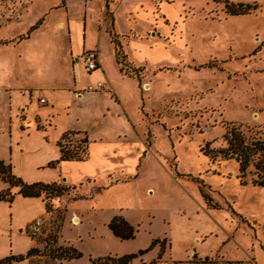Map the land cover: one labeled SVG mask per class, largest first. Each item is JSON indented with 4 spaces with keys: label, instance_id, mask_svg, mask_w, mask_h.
Returning a JSON list of instances; mask_svg holds the SVG:
<instances>
[{
    "label": "rangeland",
    "instance_id": "374dc122",
    "mask_svg": "<svg viewBox=\"0 0 264 264\" xmlns=\"http://www.w3.org/2000/svg\"><path fill=\"white\" fill-rule=\"evenodd\" d=\"M58 1L0 0V63L7 68L6 84L20 83L21 76L32 84L67 83L69 43L66 30L57 29L55 21L68 13V18H72L71 48L79 49L83 43L84 9L81 0H68L67 10L64 9L66 0ZM148 1L117 2V19L122 29L128 8L139 2L149 8H138L139 4L133 8H138L134 31L140 40L127 47L134 64L121 59V74L133 78L140 93L139 96L132 93L130 84L118 87L132 125L121 117H110L107 125L89 132V140L96 144L91 151V162L83 172L95 175V183L83 181L81 186L50 201V212L42 218L33 239L40 252L28 264H51L44 240L58 224L63 237L72 239L81 253L89 249L95 253L120 249L105 237L101 238L106 228L103 221L109 210L117 207L128 208L138 221L135 227L138 237L133 241L137 246L145 245L151 236H160L166 223L176 241L183 226L189 224L197 230L212 232L198 247L200 252L232 260L250 255L264 264V188L253 186L250 176L245 179L246 185H241L236 163H210L200 152L208 142H211L210 149L222 148V135L232 123L241 125L246 135L264 132V121L257 115L264 113V48L259 52V62L258 54L250 55L256 47L255 33L264 36V8L258 16L228 17L223 5L212 0H157L162 3L154 7L148 6ZM247 1L260 4L263 0ZM104 5L105 19L111 22L110 4L106 1ZM99 7L100 1H96L91 11L94 18L91 17L89 27L93 33ZM148 19H157L159 30L152 26L146 36ZM39 20L38 28L20 40ZM96 39V36L89 37L85 48ZM120 55H123L121 50ZM81 67L76 76L78 88L93 80L83 64ZM145 85L149 86L148 90L144 89ZM101 100L92 98L73 104L67 124L85 128L91 119L98 118L106 105L112 111L118 110L119 106L108 103L105 96ZM81 138L74 135L69 139L76 143ZM101 139L107 145L119 141L129 149L124 168L120 162L114 164L95 157L96 150L101 151L98 145ZM3 145L1 140L0 154L6 155ZM138 148L145 151V158L135 172ZM111 170L118 176L115 184L99 193L90 189L94 184L98 187L112 183L114 180L108 181L107 177ZM136 173L139 175L133 179ZM70 179L78 178L70 176ZM6 184L9 190L11 187ZM200 189L219 209H207ZM83 190L89 197V208L79 216L78 224H74L69 214L64 218V203L79 197ZM74 206L75 203L70 204L69 209ZM88 232L97 239H89ZM53 246L58 247V242ZM157 261L160 259L152 263ZM87 262L85 257L76 264Z\"/></svg>",
    "mask_w": 264,
    "mask_h": 264
},
{
    "label": "crops",
    "instance_id": "0c3cea01",
    "mask_svg": "<svg viewBox=\"0 0 264 264\" xmlns=\"http://www.w3.org/2000/svg\"><path fill=\"white\" fill-rule=\"evenodd\" d=\"M60 1L61 0L58 2ZM96 1H100V7L94 19L96 31L93 33L89 27V23H91L94 18L91 11ZM106 1L110 4L111 22L105 19L104 4ZM118 1L119 0H94L87 3L82 1L84 9V13H82L84 15L82 18L83 43L82 47L79 49L71 48V39L73 38L72 31H70L72 18H68V13L63 14L62 18L55 21L57 29L66 30V37L69 43V78L66 84H60L58 82L32 84L25 81L22 76L20 77V83L6 84L7 68L0 63V142L1 140L4 142L3 147L6 152V155L0 154V161L5 165H9L11 174L22 182L26 184L35 182L50 184L57 182L68 187H79L82 185L83 181L86 182L88 180H92V182L95 183V175L83 172V168L91 162V151L96 144L95 141L91 142L89 140V132L98 129L102 124L107 125L110 122V117H121L127 124L130 123V125H132V122H130L124 110V100L118 93V87L130 84L132 93L134 92L138 96L140 93L138 92L135 80L121 74L120 68L122 67V63L118 64L116 61V46L112 41V35L115 36L119 45L117 49L121 50L123 53L124 61L126 60L129 64L133 63L128 54L127 47L131 42H136V39L140 40V35H137L136 31H134L136 24V17L134 16H139L138 8H149L145 7L143 2H139L133 6V8H136L135 6L139 4L137 9L128 8L125 11L124 26L122 29L117 19ZM65 2L64 9L67 10L70 1L66 0ZM148 2L150 3L148 5L150 7H154L155 5L159 6L162 3V1L158 2L157 0H149ZM230 2L256 3L261 6L260 10L256 13L246 16H258V13H262V8H264V0L260 2V4L256 1L247 0H230ZM160 17L164 18L163 16ZM156 22H158L157 19L148 21V32L146 36L150 32L152 26L158 29V23ZM98 24L100 26L97 28ZM163 32L165 33V30ZM92 36L97 37L96 41L85 48L86 40L88 41L89 37L91 38ZM254 38L256 47L250 55L258 54L259 57L257 60L259 59V62L261 60L259 52L264 48V36H259L255 33ZM89 50H96L98 52L100 67L91 73H87V75H89L88 77L93 79L92 82L88 84L96 81H102L105 84L104 90L97 93L87 92L85 88L88 84L81 88L76 86V76L79 75L78 67L82 66V55ZM98 93L99 95H93ZM102 96H105L106 100L108 99V103L116 105L117 107L119 106L118 110L112 111L111 108L106 105V108L98 113V118L91 119L88 126L85 128L67 124L73 104H81L92 98L102 101ZM40 98H44L46 103L40 104ZM257 115L260 121H264V113H258ZM66 132H75L76 136L87 138V159L83 162L60 161L54 168L47 167L50 162H55L59 159L60 152L57 143ZM102 141V139L98 141L101 151L96 150L95 157L97 156L103 161L109 160L114 164L120 162L124 168L126 164L125 161L130 156V152H128L129 149L125 148V145L120 144L121 142L119 143V141H115L113 145H107V142ZM116 143L119 145L114 146ZM137 150L138 156L135 158V164H137L135 172L138 171L143 158H145V151L143 149L140 150V148ZM108 172H110L107 176L108 181L114 180L112 183L108 182L109 185L98 187L94 184L90 189L95 190V193H99L109 189L115 184L118 176H115L112 170ZM75 174L78 175V177H75ZM138 175L139 174L136 173L133 179L137 178ZM70 176H73L74 179H78L71 180ZM127 180L126 178V181ZM1 183L2 187L0 192H3L8 188V185L2 181ZM18 190V187L9 188V192L14 195L11 203L0 202V260L10 255L24 256L31 248L38 247V244L25 232V230H32L34 223H39L40 225L43 222L42 218L46 214L44 202L41 198L22 197L18 194ZM84 192L85 190L80 192L79 197L70 198L64 203L66 208L64 218L69 214V219L72 220L74 224H78L79 216L82 217L89 208V197ZM58 202L59 201H56L57 205H59ZM74 203V208L69 209L70 204ZM76 203L80 204L77 205ZM207 209L209 208L207 207ZM204 210L209 212V210ZM114 216H121L133 227L137 226L138 221L132 216L128 208L117 207L109 210L106 219L103 221V226L106 228L101 238L105 237L109 242H113L120 246V249L114 250V252L105 251L103 253H95L90 249L83 251L78 248L83 252L82 257L79 259L87 257V264H92L90 262L92 259L104 257L117 258L124 255L137 254L139 251L147 249L152 240L165 239L167 248L161 253L160 257L159 246L156 245L143 256L132 260L130 264H259V262L250 255L242 259L232 260L222 255L220 257L215 255L210 257L206 253L200 252L198 247L201 246L208 237H211L210 233L212 232L209 230H197L195 227L189 226V224L183 226L179 234L180 237H178L176 241H174L170 235L171 230L169 223H166L164 232L160 236L149 237L148 241L143 246H137L133 243V241L137 240L138 233L134 240H125L129 242H121L107 227L108 222ZM150 225L151 223H149V226ZM93 230L96 229L93 228ZM87 234L91 236L89 232ZM89 239L93 240L97 238L91 236ZM78 240H80V237H78ZM173 242H176V244ZM58 245L69 246L76 249L72 239L64 238L61 230ZM156 258L160 259V261L152 263ZM79 259L62 261L59 264H76ZM29 260L30 259L21 262H12L11 264H28Z\"/></svg>",
    "mask_w": 264,
    "mask_h": 264
},
{
    "label": "trees",
    "instance_id": "16d2710c",
    "mask_svg": "<svg viewBox=\"0 0 264 264\" xmlns=\"http://www.w3.org/2000/svg\"><path fill=\"white\" fill-rule=\"evenodd\" d=\"M215 4L223 5V12L227 16H246L256 13L260 10L261 6L256 3H232L230 0H212ZM109 14V12H107ZM41 24V20L36 22L28 30V33L24 36H20V40L29 37V33L38 28ZM112 41L116 46V61L121 64V58L124 56L120 55V50L117 49L119 46L115 36L112 35ZM119 48V47H118ZM123 71V68H120ZM250 132V129H248ZM76 135L75 132H66L62 135L58 141L57 146L59 147L60 156L55 162H50L47 167L54 168L60 161L69 162H83L87 159L88 155V140L86 137L81 138L76 143H72L69 138ZM224 146L219 149H210L211 142L206 143L200 148V152L205 156L210 163L216 161H233L238 167V179L241 185H246V177L250 176V183L259 188H264V132H254L252 135H246L241 129V125L230 124L225 128V132L222 135ZM0 179L10 185V187H18V194L25 198H41L44 202L46 213L50 212V201L55 198L62 196L64 193H68L74 190L75 187H68L61 183H42L35 182L32 184H26L20 179L14 177L10 172V166L5 165L0 161ZM200 195L203 198L206 206L209 209H219L218 205L212 201V199L202 192L200 189ZM14 195L9 190L0 192V201L11 203ZM231 209V207H229ZM65 213V210L63 211ZM238 216V214H236ZM63 222V221H62ZM55 224L57 220H54ZM110 232L119 240H132L135 238L137 229L130 225L121 216H114L107 224ZM60 225H56L52 234H49L45 238L46 247H48L49 254L47 256L48 262L61 263L62 261H69L73 259H79L82 257V253L69 246H53L58 242L60 238ZM25 232L34 239L35 234L30 233L28 230ZM166 240L165 239H154L151 241L150 246L139 251L137 254L124 255L117 258H98L92 259V264H130L132 260L143 256L150 251L154 246L158 245L160 254L164 250ZM40 251L37 248H31L26 255L18 256H7L0 260V264H11L12 262H21L31 257L36 256Z\"/></svg>",
    "mask_w": 264,
    "mask_h": 264
},
{
    "label": "built area",
    "instance_id": "2783aa9c",
    "mask_svg": "<svg viewBox=\"0 0 264 264\" xmlns=\"http://www.w3.org/2000/svg\"><path fill=\"white\" fill-rule=\"evenodd\" d=\"M81 1H84L87 3L93 0H81ZM82 64L87 73H91L95 71L96 69H98L100 67L98 52L96 50L86 51L82 55ZM104 88H105V84L102 81H96L94 83L88 84L85 89L87 92L97 93V92L103 91ZM39 103L44 104L46 103V100L44 98H40ZM38 226H39V223H36L35 225L32 226V231H33L32 234H35L36 231H38L37 229Z\"/></svg>",
    "mask_w": 264,
    "mask_h": 264
},
{
    "label": "bare ground",
    "instance_id": "6f19581e",
    "mask_svg": "<svg viewBox=\"0 0 264 264\" xmlns=\"http://www.w3.org/2000/svg\"><path fill=\"white\" fill-rule=\"evenodd\" d=\"M144 89L145 90H148L149 89V86L148 85H145Z\"/></svg>",
    "mask_w": 264,
    "mask_h": 264
}]
</instances>
